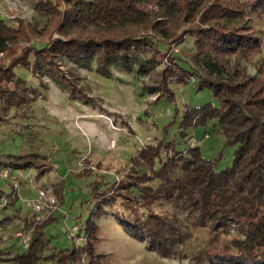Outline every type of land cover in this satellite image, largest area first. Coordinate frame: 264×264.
Returning a JSON list of instances; mask_svg holds the SVG:
<instances>
[{
  "label": "trees",
  "instance_id": "1",
  "mask_svg": "<svg viewBox=\"0 0 264 264\" xmlns=\"http://www.w3.org/2000/svg\"><path fill=\"white\" fill-rule=\"evenodd\" d=\"M35 11L45 18L39 34L32 24L20 21L12 29L0 19V52L9 58L7 63L0 62V113L20 109L29 99L30 88L17 76V68L29 70L37 78L41 72L71 94L92 102L93 98L63 75L61 57L87 68L95 62L96 72L106 77L111 76L112 65L131 69L137 64L138 71L145 74L161 52V38L177 44L191 37L195 50L183 62L187 68L174 49L168 48L158 75L157 99L174 101L171 79L187 85L196 78L194 87L209 90L217 104L184 105L176 129L179 137L185 139L189 129L213 122L224 147L235 150L231 165L222 170L217 169L221 152L209 159L199 146L178 150L173 140H165L170 126L177 122L176 109L164 126L163 138L141 146L130 157L121 179L95 191L82 246L73 243L70 248H51L45 254L43 229L53 220L48 216L33 221L24 251L0 249V264H101L103 255L95 248L99 227L94 217L106 213L101 204L115 207L117 203L125 209L146 210L145 214L122 215V227L145 237L162 256L177 254L176 245L188 238L183 230L188 223L209 235L198 262L206 257L211 264H264V79L249 77L238 68L241 60L264 52L259 31L247 21L250 15H264V0L232 6L217 0H39ZM53 32L59 37L52 38ZM31 34H46L49 40L41 48L29 45L17 52L18 42L29 40ZM229 58L234 59L233 70L227 68ZM257 70H264L262 62ZM125 126L131 132L129 124ZM43 159L38 154L20 153L0 165L39 170ZM61 185L59 181L54 187L59 204ZM157 201L177 207L185 219L176 211L156 213L152 206ZM225 229H234L240 236L217 238L218 231Z\"/></svg>",
  "mask_w": 264,
  "mask_h": 264
},
{
  "label": "rangeland",
  "instance_id": "2",
  "mask_svg": "<svg viewBox=\"0 0 264 264\" xmlns=\"http://www.w3.org/2000/svg\"><path fill=\"white\" fill-rule=\"evenodd\" d=\"M38 1L0 0V19L12 29H16L20 21L32 24L39 34L45 18L35 11ZM217 1L232 6L246 0ZM60 7L63 8V5ZM247 21L248 25L259 31V38L264 43V15H250ZM51 37L59 36L53 32ZM48 40L46 34H31L29 40L18 42L17 52L29 45L41 48ZM160 42L161 52L145 74L138 71L137 64L132 65L131 69L112 65L111 76L106 77L96 72L95 62L91 63V68H87L61 57L59 64L63 75L76 88L93 98L92 102L71 94L41 72L37 78L29 70L15 69L17 76L23 78L30 88L29 99L20 109L9 108L5 114L0 113V162L20 153L38 154L44 157V161L39 170L29 167L15 171L17 169L11 166L0 165V240L9 243V248H12L10 252L18 249V252L24 251L22 247L25 244L17 233L28 235L32 230L30 201L36 198L37 191L29 186L30 180L37 189H48L56 196L57 207L50 215L53 220L43 229L47 239L45 254H49L51 248H70L73 243L82 246V231L94 206L95 191L104 190L121 179L128 169L130 157L141 146L155 144L163 138L164 126L172 120L176 109L179 111L177 122L170 126L165 140H173L178 150L199 146L203 156L209 159L221 152L218 170L231 165L235 149L232 146L224 147V139L216 123L209 122L206 127L189 129L185 139L177 133L184 105L217 104L209 90L198 91L194 87L196 78H192L187 85L171 79L174 101L170 102L166 97L158 101L155 90L159 88L158 75L164 68L168 48L174 49L185 68L183 62L195 50L191 37L177 44L164 38ZM7 59L6 53L0 52V62L7 63ZM261 62L264 67V52L241 60L238 68L244 69L249 77L264 79V70L261 73L257 70ZM234 66V59L229 58L227 68L233 70ZM126 123L131 132L126 128ZM59 181H62L60 204L54 191ZM13 190L16 199L12 197ZM14 204L16 209L13 208ZM101 206L106 213L94 217V223L99 227V240L95 248L97 253L103 255L101 264H211L206 257L198 262L199 253L209 241L205 229L192 228L185 223L183 230L188 238L176 245L177 254L166 257L156 247H150L145 237L130 234L122 227V215L145 214L146 210L125 209L119 203L115 207ZM152 208L156 213L170 214L176 211L180 219H185V214L180 213L177 207L173 208L165 202L157 201ZM20 212L22 216H27L25 220L20 217ZM231 236L240 235L234 229L221 230L217 234V238L229 239ZM13 240L18 245H11Z\"/></svg>",
  "mask_w": 264,
  "mask_h": 264
},
{
  "label": "built area",
  "instance_id": "3",
  "mask_svg": "<svg viewBox=\"0 0 264 264\" xmlns=\"http://www.w3.org/2000/svg\"><path fill=\"white\" fill-rule=\"evenodd\" d=\"M29 183H30L29 186H31L33 189L37 191L36 198L30 201V206L32 208L33 221L38 223L45 220L56 209L57 207L56 196L52 191L48 189H44V188L37 189L33 181L31 180L29 181ZM17 235L22 237V242L24 244H27L30 234L23 235V233H17ZM82 241L84 242V238H82Z\"/></svg>",
  "mask_w": 264,
  "mask_h": 264
},
{
  "label": "crops",
  "instance_id": "4",
  "mask_svg": "<svg viewBox=\"0 0 264 264\" xmlns=\"http://www.w3.org/2000/svg\"><path fill=\"white\" fill-rule=\"evenodd\" d=\"M15 170V169H14ZM18 170H24V169H17V170H15V171H18ZM16 204H14L13 205V208H15L16 209V206H15ZM21 210V209H20ZM20 217L23 219V220H25V218L27 217H24V216H22V214H21V212H20ZM14 243H16V245H18L17 244V242H16V240H13V242L11 243V245H13ZM9 243L8 242H5V243H2L1 242V240H0V249H7V250H9V251H11V249L12 248H9ZM26 247V244L22 247L23 249ZM21 249V248H20ZM19 250V249H18ZM18 250H16L15 252H18Z\"/></svg>",
  "mask_w": 264,
  "mask_h": 264
}]
</instances>
